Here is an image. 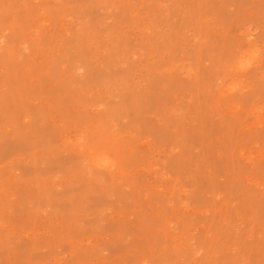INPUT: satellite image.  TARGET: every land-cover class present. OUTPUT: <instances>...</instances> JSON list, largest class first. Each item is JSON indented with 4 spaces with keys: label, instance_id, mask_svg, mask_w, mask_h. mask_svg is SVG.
<instances>
[{
    "label": "rangeland",
    "instance_id": "obj_1",
    "mask_svg": "<svg viewBox=\"0 0 264 264\" xmlns=\"http://www.w3.org/2000/svg\"><path fill=\"white\" fill-rule=\"evenodd\" d=\"M262 36L264 0H0V264H264Z\"/></svg>",
    "mask_w": 264,
    "mask_h": 264
},
{
    "label": "snow or ice",
    "instance_id": "obj_2",
    "mask_svg": "<svg viewBox=\"0 0 264 264\" xmlns=\"http://www.w3.org/2000/svg\"><path fill=\"white\" fill-rule=\"evenodd\" d=\"M244 55L237 56L232 60V70L251 72L256 65V61H260V69L262 77H264V36L261 37L259 46H253L250 43L242 48ZM83 142V138H81Z\"/></svg>",
    "mask_w": 264,
    "mask_h": 264
}]
</instances>
